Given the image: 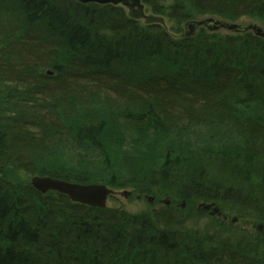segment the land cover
<instances>
[{"label": "trees", "instance_id": "16d2710c", "mask_svg": "<svg viewBox=\"0 0 264 264\" xmlns=\"http://www.w3.org/2000/svg\"><path fill=\"white\" fill-rule=\"evenodd\" d=\"M143 3L171 27L0 0V264H264V38L183 34L208 17L264 27V0ZM33 176L171 205L91 208Z\"/></svg>", "mask_w": 264, "mask_h": 264}, {"label": "water", "instance_id": "95a60500", "mask_svg": "<svg viewBox=\"0 0 264 264\" xmlns=\"http://www.w3.org/2000/svg\"><path fill=\"white\" fill-rule=\"evenodd\" d=\"M82 4H99V5H113V6H123L129 11V16L135 20H144L146 24H165V20L161 17H156L153 15H146L145 7L142 3V0H76ZM214 24V26L210 27L211 31L219 30V26L224 27V25L220 24V22H215L213 19L207 20L206 22L196 23L189 26V33L187 36H192L196 25L202 26L205 24ZM237 27L235 25L228 26L229 30H234ZM256 33L259 36H263L262 30L254 28ZM51 74V72H49ZM31 185L35 190L40 192L41 194H47L49 192H57L63 195H66L70 198V200L74 203L85 205L91 208H107L108 199L110 196L114 195V191L108 188L105 185L99 184H70L67 182L53 180L51 178H44L41 176H36L32 178ZM123 197L128 198L132 195L131 192H123L121 194ZM150 201H152L150 199ZM166 204H170V202H166ZM185 207V204L183 205ZM211 211V215L221 216L218 208H213V205L201 204L198 207V210ZM226 219V218H225ZM236 220H234V223ZM262 229V227L260 228Z\"/></svg>", "mask_w": 264, "mask_h": 264}, {"label": "rangeland", "instance_id": "374dc122", "mask_svg": "<svg viewBox=\"0 0 264 264\" xmlns=\"http://www.w3.org/2000/svg\"><path fill=\"white\" fill-rule=\"evenodd\" d=\"M237 24L242 25L244 28H247L248 26H251V25H257L263 29V27H262L263 25H261L262 23H260L257 20L255 21V20H252L249 18L241 19ZM168 27H171V23H169L167 25V28ZM221 33H228V32L222 30ZM183 34L185 35V31ZM263 34H264V31H263ZM120 191H124V190H120ZM128 191H132V190L128 189ZM108 206L116 207V208L121 207V208H124L126 211L133 213V214L141 213V212H147V211H151V210H153V211L159 210L160 211L162 209L161 201H159V202L156 201V203L152 205V203L149 202L148 200H137L135 198V196L126 199L124 197H121L120 195H116V197L114 199H110L108 202ZM207 222H208V219L203 218V219H199L197 221H190L189 225H190V227H193V228H204L206 226Z\"/></svg>", "mask_w": 264, "mask_h": 264}, {"label": "bare ground", "instance_id": "6f19581e", "mask_svg": "<svg viewBox=\"0 0 264 264\" xmlns=\"http://www.w3.org/2000/svg\"><path fill=\"white\" fill-rule=\"evenodd\" d=\"M54 73L52 72L51 75H53ZM44 178H51V177H44ZM53 180H59V181H63V182H67V183H70V184H78V183H72V182H68V181H65V180H60V179H54V178H51ZM31 182V181H30ZM114 193L116 195H120L121 197H123L121 194V191L120 190H115ZM140 197L143 199V200H148L149 202L153 203L156 201V197L155 196H152V195H140ZM125 198V197H124ZM127 199V198H126ZM150 199L152 201H150ZM161 201H163L164 205L166 207H168V204H166V202H168V199H162Z\"/></svg>", "mask_w": 264, "mask_h": 264}, {"label": "flooded vegetation", "instance_id": "af4514ba", "mask_svg": "<svg viewBox=\"0 0 264 264\" xmlns=\"http://www.w3.org/2000/svg\"><path fill=\"white\" fill-rule=\"evenodd\" d=\"M140 197V196H137V198ZM141 198V197H140Z\"/></svg>", "mask_w": 264, "mask_h": 264}]
</instances>
